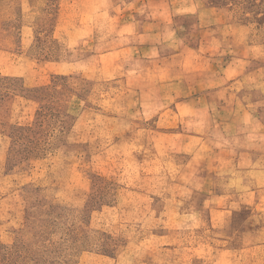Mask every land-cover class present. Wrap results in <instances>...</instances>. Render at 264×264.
Masks as SVG:
<instances>
[{
    "label": "rangeland",
    "instance_id": "rangeland-1",
    "mask_svg": "<svg viewBox=\"0 0 264 264\" xmlns=\"http://www.w3.org/2000/svg\"><path fill=\"white\" fill-rule=\"evenodd\" d=\"M0 77V264H264V0H0Z\"/></svg>",
    "mask_w": 264,
    "mask_h": 264
},
{
    "label": "crops",
    "instance_id": "crops-1",
    "mask_svg": "<svg viewBox=\"0 0 264 264\" xmlns=\"http://www.w3.org/2000/svg\"><path fill=\"white\" fill-rule=\"evenodd\" d=\"M95 12H99V9ZM151 29V28H149ZM154 30V29H153ZM159 31V30H158ZM142 32V31H140ZM148 34L150 36V38H157L158 36V40L155 39L154 41L148 40V43L145 44L147 46L148 49H153L152 47H160V39L162 32H149V33H143V35ZM206 51L208 52V49H206ZM118 52H120V49L118 50ZM194 52V50L192 51ZM176 55V54H173ZM172 55V56H173ZM170 57V56H169ZM205 57H201L198 56L196 58L192 57V53L189 50V48H187L186 50H183L181 53V60L180 63L178 65L179 70H180V76L177 75H172L170 76H162L159 75L155 78V82L154 85H157V90H158V99H166V98H173L176 99L175 101H178L176 103V110H178L179 112H181V110H186L189 112H196L198 111L200 108L202 107H207V110L212 111V103L209 104V102H207L205 104L204 100H209L211 98V90L204 92V93H199L197 91L194 90L193 93H188L186 95H183L182 93V89H184L183 84L186 83L184 80L183 75L185 74H189L192 73L194 71L200 70V69H205L206 72L210 70L209 65L207 63V61L205 60ZM165 58H168V56H165ZM200 60V61H199ZM199 62H201V66H199ZM199 63V64H198ZM206 64V65H205ZM167 68V67H166ZM169 68H167L168 70ZM170 69L173 70V67L170 66ZM162 70H166L164 68H162ZM177 69L175 68L174 71H176ZM214 79H200V82H207L206 84H209V82H212ZM212 90H214V88H211ZM169 92V93H167ZM182 95H180V93ZM214 92V91H212ZM173 93V95H172ZM216 93V92H215ZM221 93V92H220ZM226 92H222V98H225ZM183 108V109H182ZM195 117V115H194ZM192 120V117H191ZM193 120L195 121V119L193 118ZM191 135V134H189ZM185 136H188V134H185ZM184 138V136H183ZM199 145H195L194 148H197ZM188 148L186 142L184 141V143L182 144L181 150H180V154H184V151ZM190 152V151H185V153ZM191 153V152H190ZM165 157H172L174 158V160H176V158L179 157V154H172V155H165ZM252 166L248 168L246 174H250V176L252 177V179H247L244 180L243 178L240 180L242 183L243 182H251L254 184V186L256 187L254 191H250L247 189V187L244 188V190L246 192H244L242 195L248 194L249 193H253L256 194L258 192H260L261 189H264V157L258 159L255 158V160L252 161ZM165 173V172H164ZM172 178V177H171ZM248 191V192H247ZM251 246L249 248L252 249H260L263 250L264 249V239L263 240H254L253 242H251ZM257 261H261L263 259V257L260 255V258H258V254L255 256Z\"/></svg>",
    "mask_w": 264,
    "mask_h": 264
},
{
    "label": "trees",
    "instance_id": "trees-1",
    "mask_svg": "<svg viewBox=\"0 0 264 264\" xmlns=\"http://www.w3.org/2000/svg\"><path fill=\"white\" fill-rule=\"evenodd\" d=\"M52 77H54V76H52ZM60 77H62V76H60ZM43 110H44V108L40 107L39 115L42 116V117H45V119H46L48 117V115H47V113L43 112ZM37 122H39V123H37ZM37 122H36V124L41 126L43 121H37ZM50 126H52V125H50ZM18 129L23 130V131L26 132V136L23 137V138H25L24 140H26L27 143H23V142L19 143V141H15V144H25V147H30V148H32L30 150H36V151L37 150H41V149H45L48 145L51 144V140H49V138L52 137L51 134H48V137L47 138L45 137L42 140V141H45V142L41 141L42 142L41 143L40 142L41 139L38 138L37 141L35 143H33L32 139L35 140V136L38 134L37 131H34L33 126H28V127H25V128L18 127ZM19 140H21V139L19 138ZM43 145H44V147H42Z\"/></svg>",
    "mask_w": 264,
    "mask_h": 264
}]
</instances>
